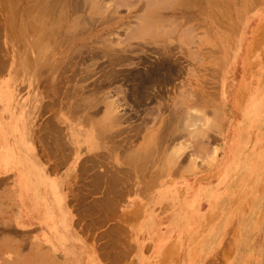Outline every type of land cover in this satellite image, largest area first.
I'll use <instances>...</instances> for the list:
<instances>
[{
    "label": "rangeland",
    "instance_id": "1",
    "mask_svg": "<svg viewBox=\"0 0 264 264\" xmlns=\"http://www.w3.org/2000/svg\"><path fill=\"white\" fill-rule=\"evenodd\" d=\"M145 1L129 6V0H0V60L8 63L10 49L26 51L47 111L55 95L74 106L85 103L93 118H104L98 124H117L107 129L110 140L133 150L123 152L124 160L131 154L138 165L131 180L138 176L150 194L162 185L178 188L174 211L171 203L154 201L148 216L156 219L157 243L167 236L158 250L154 232L133 230L127 212L122 229L110 225L87 233L100 264H264V0H213V9L208 0ZM144 3L159 8L150 15L156 18L149 27L153 37L130 39L150 18ZM15 118L0 122V150L9 144L6 127L26 126L19 122L24 117ZM203 118L215 124L208 123L209 129ZM200 195L208 199L192 210L189 203ZM12 210L0 199V264H52L14 231ZM139 218L141 223L146 217ZM111 250L118 255L112 257Z\"/></svg>",
    "mask_w": 264,
    "mask_h": 264
},
{
    "label": "crops",
    "instance_id": "2",
    "mask_svg": "<svg viewBox=\"0 0 264 264\" xmlns=\"http://www.w3.org/2000/svg\"><path fill=\"white\" fill-rule=\"evenodd\" d=\"M11 35V31L6 32L8 39ZM8 55V63L0 60V120L14 121L8 119L12 115L24 117L26 122L22 132L5 128L9 145L0 150L4 155L0 199L12 205V227L31 241L36 254H44L52 264H100L87 233L106 231L110 225L122 229L124 212L133 214L132 229L138 231L140 215L148 217L154 209V194L147 192L145 183L140 187L138 176L136 181L128 177L132 171L138 174V165L131 162V154L124 160L123 152H133L129 145L124 149L122 143L109 139L107 129L117 127L116 123L98 124L104 118H93L84 102L74 106L60 102L65 97L58 95L47 111L44 90L28 53L10 49ZM3 95L7 100H2ZM20 134L27 145L17 144ZM13 150L23 156L31 153L26 156L29 178L21 163L9 161ZM124 166L129 169L124 170ZM128 202L130 209L125 210Z\"/></svg>",
    "mask_w": 264,
    "mask_h": 264
},
{
    "label": "bare ground",
    "instance_id": "3",
    "mask_svg": "<svg viewBox=\"0 0 264 264\" xmlns=\"http://www.w3.org/2000/svg\"><path fill=\"white\" fill-rule=\"evenodd\" d=\"M93 1V0H92ZM104 1V0H103ZM106 1H108V0H106ZM118 2L120 1V0H117ZM122 1H125V0H121V3H122ZM127 1V0H126ZM137 1V3H138V1L139 0H136ZM136 1L135 0H133L131 3L132 4H134V3H136ZM146 1H148V0H146ZM145 1V2H146ZM155 1V3H156V0H154ZM153 1V2H154ZM158 1V0H157ZM161 1H163V0H161ZM171 1V0H170ZM174 1V0H173ZM191 1H194V0H191ZM216 1V0H215ZM117 2V3H118ZM134 2V3H133ZM149 2V1H148ZM148 2H147V4H148ZM158 2H160V0L158 1ZM168 2V1H167ZM175 2V1H174ZM172 3V4H175V3ZM107 3V2H106ZM111 3V2H110ZM120 3V2H119ZM118 3V4H119ZM130 0H129V2H128V4H129V6H131L130 4ZM150 3V2H149ZM164 3H165V1H164ZM163 3V4H164ZM208 3L210 4L209 6L213 9V6H215V4H214V1L213 0H208ZM40 4V3H39ZM65 4V3H64ZM78 4H79V2H78ZM146 4V5H147ZM166 4V3H165ZM76 5H77V3H76ZM117 4H115V6H116ZM119 5H122V4H119ZM144 5H145V3H144ZM145 5V6H146ZM152 4H150V5H148V7L149 6H151ZM154 5V4H153ZM152 5V6H153ZM160 5H161V3H160ZM218 5V4H217ZM50 6V5H49ZM65 6V5H64ZM109 6H110V4H109ZM113 6V5H112ZM123 6V5H122ZM124 6H125V4H124ZM142 6V5H141ZM140 6V7H141ZM150 7V8H148L147 6V9L148 10H150L151 11V13H149V16L151 15H155V12L154 11H156L157 9H159L158 7L156 8V6L154 5L153 7ZM158 6H159V4H158ZM167 6V4L164 6V8H167L166 7ZM168 6H169V3H168ZM133 7V6H132ZM131 7V8H132ZM160 7V6H159ZM162 7H163V5H162ZM217 7V6H216ZM218 7H220L219 5H218ZM115 8V7H114ZM169 8V7H168ZM49 9V8H48ZM47 9V10H48ZM112 8L110 7V10H111ZM116 9H118V8H116ZM162 9V8H161ZM170 9V8H169ZM171 9H172V7H171ZM139 10H141V9H139ZM146 10V9H145ZM42 11H44V10H42ZM73 11V10H72ZM147 11V10H146ZM215 11V10H214ZM46 13H48V12H46ZM210 13V12H209ZM216 13V12H215ZM109 14V13H108ZM202 14V13H201ZM140 15H142V14H140ZM158 15V14H157ZM216 15V14H215ZM135 16H137V15H135ZM139 16V15H138ZM142 16H144V15H142ZM149 16H147V18L149 17ZM151 16H150V18H149V20L148 21H145L146 22V25H144L143 24V26L141 27V28H138L139 29V31H137V30H135L134 32H132V34L131 35H127V36H129V38L131 39L132 37L134 38V39H144L145 37H151L152 35H151V31H150V29H149V27L151 26V25H154L155 23H154V21L156 20V18L152 21L151 19ZM214 16V15H213ZM228 16V15H227ZM157 18H158V16H156ZM137 18V17H136ZM141 18V17H140ZM139 18V19H140ZM144 18V17H143ZM147 18H145L146 20H147ZM195 18V17H194ZM213 18V17H212ZM40 19V18H39ZM38 19V20H39ZM171 20V19H170ZM177 20V19H176ZM11 21V20H10ZM36 21V20H35ZM143 21V20H142ZM175 21V20H174ZM136 22H137V20H136ZM158 22H159V19H158ZM166 22V21H165ZM171 22V21H170ZM172 22H173V20H172ZM138 23V22H137ZM151 23H154V24H151ZM160 23V22H159ZM175 23V22H174ZM139 24V23H138ZM11 25V24H10ZM141 25V24H140ZM139 25V26H140ZM168 26H170V25H168ZM178 26V25H177ZM36 27H38V26H36ZM159 28L158 29H160L161 28V26H158ZM39 28V27H38ZM154 26H152V30L154 31ZM169 28V27H168ZM174 28H175V26H174ZM177 28V27H176ZM190 28V27H189ZM188 28V29H189ZM195 29V27L192 29V32H193V30ZM134 30V29H133ZM132 30V31H133ZM162 29H160V31H161ZM170 30V29H169ZM168 30V31H169ZM190 30V29H189ZM188 30V31H189ZM137 31V32H136ZM153 31H152V33H153ZM155 31H156V28H155ZM155 31H154V33H155ZM159 31V32H160ZM167 31V30H166ZM167 31V32H168ZM171 31H173V29L171 30ZM175 31V30H174ZM187 31V30H186ZM185 31V32H186ZM136 32V33H135ZM163 31H161V33H162ZM167 32L165 33V34H167ZM153 33V34H154ZM170 33V32H169ZM187 33V32H186ZM156 34V33H155ZM159 34V33H158ZM171 34V33H170ZM189 34V33H188ZM160 35V34H159ZM131 36V37H130ZM165 36V35H164ZM171 36V35H170ZM180 36V35H179ZM184 36H185V34H184ZM187 36V35H186ZM189 36V35H188ZM187 36V38H189ZM192 36H194V35H192ZM191 36V37H192ZM153 37V36H152ZM152 37H151V39H152ZM172 37V36H171ZM170 37V38H171ZM190 37V38H191ZM156 38V37H155ZM169 38V37H168ZM194 38V37H193ZM262 38H263V36H262ZM126 39H128V38H126ZM184 39H185V37L183 38V41H184ZM179 40V39H178ZM177 40V42H178V45H179V41ZM190 40V39H189ZM192 40V39H191ZM148 41V40H147ZM173 41V40H172ZM171 41V42H172ZM187 41V40H186ZM123 42V41H122ZM141 42V41H140ZM144 42V41H143ZM142 42V43H143ZM149 42H151V41H149ZM153 42V41H152ZM155 42V41H154ZM170 42V43H171ZM174 42V41H173ZM120 43V42H119ZM137 43V42H136ZM169 43V42H168ZM175 43V42H174ZM185 43V42H184ZM184 43H182L183 45H184ZM131 44H133V43H131ZM137 44H139V43H137ZM141 44V43H140ZM139 44V45H140ZM157 44V43H156ZM155 44V45H156ZM147 45V44H146ZM160 45V44H159ZM132 46V45H131ZM130 46V47H131ZM133 46H135V44L133 45ZM170 46V45H169ZM177 46V45H176ZM175 46V47H176ZM129 47V48H130ZM136 47V46H135ZM154 47V46H153ZM152 47V48H153ZM159 46H157V48H158ZM173 47H174V45H173ZM179 47V46H178ZM185 47V46H184ZM128 48V49H129ZM137 48V47H136ZM168 48V47H167ZM166 48V49H167ZM171 48V47H170ZM180 49V48H179ZM37 51H39L38 49H36ZM125 50V49H124ZM158 50H160V48L158 49ZM172 50H174V49H172ZM161 51V50H160ZM169 51V50H168ZM177 51H178V49H177ZM179 51H181V50H179ZM184 51H185V48H184ZM42 52L43 51H39V54H42ZM194 52V51H193ZM179 53V52H178ZM192 53V52H191ZM195 53V52H194ZM116 54V53H115ZM173 54V53H172ZM175 55V54H174ZM188 55H190V53L188 54ZM196 55V54H195ZM170 56V55H169ZM192 56H193V54H192ZM159 57V56H158ZM190 57V56H189ZM194 57V56H193ZM259 57H261V56H259ZM31 58V57H30ZM169 58V57H168ZM177 58H178V56H177ZM176 58V59H177ZM119 59V58H118ZM181 59H182V57H181ZM191 59V58H190ZM117 60V59H116ZM169 60V59H168ZM193 60V59H192ZM169 64V63H168ZM178 64V63H177ZM167 65V64H166ZM166 67V66H165ZM164 67V68H165ZM178 67V66H177ZM158 68V67H157ZM168 68V67H167ZM166 68V69H167ZM249 69V68H248ZM169 70V69H168ZM170 70H172V69H170ZM186 70V69H185ZM251 70V69H250ZM159 71V70H158ZM173 71H175V70H173ZM183 71V70H182ZM156 73H158L157 72V70H156V72L154 73V74H156ZM163 73V72H162ZM162 73H158L159 75H162ZM176 74V73H175ZM149 75V74H148ZM153 75V74H152ZM167 75V74H166ZM170 75H171V73H170ZM135 76V75H134ZM164 77V76H163ZM166 77V76H165ZM167 77H168V75H167ZM166 77V78H167ZM169 77H171V76H169ZM151 78V77H150ZM149 78V79H150ZM135 79V78H134ZM141 79V78H140ZM164 79V78H163ZM162 79V80H163ZM170 79V78H169ZM153 80V79H152ZM158 82V81H157ZM168 82V81H167ZM162 83V82H161ZM182 83V82H181ZM180 83V84H181ZM140 84V83H139ZM165 84V83H164ZM169 84V83H168ZM140 85H142V84H140ZM145 85V84H144ZM147 85V84H146ZM176 86V85H175ZM147 87V86H146ZM166 87H167V85H166ZM184 87V86H183ZM183 87H181L182 89H183ZM158 88V87H157ZM164 88V87H163ZM150 89V88H149ZM152 89V88H151ZM181 89V90H182ZM159 90V89H158ZM136 91V90H135ZM184 91V90H183ZM146 92V91H145ZM160 92H161V90H160ZM181 92V91H180ZM140 93V92H139ZM163 93H164V91H163ZM182 93V92H181ZM184 93V92H183ZM136 94V93H135ZM129 95H130V93H129ZM126 96V95H125ZM3 97V101L4 100H7V98L5 97V95H3L2 96ZM130 97H131V95H130ZM138 97V96H137ZM170 97V96H169ZM175 97V96H174ZM238 97V96H237ZM244 97V96H243ZM111 98V97H110ZM142 98V97H141ZM152 98V97H151ZM157 98V97H156ZM178 98H179V96H178ZM112 99H114V98H112ZM169 99V98H168ZM174 99H177V98H174ZM181 99V98H180ZM164 100V99H163ZM132 101V100H131ZM142 101V100H141ZM162 101V100H161ZM160 101V102H161ZM177 101H179V100H177ZM143 102V101H142ZM157 103V102H156ZM162 103V102H161ZM178 103V102H177ZM177 103H176V105H177ZM180 104H181V102H179ZM183 103H184V101H183ZM187 103V102H186ZM152 104V103H151ZM159 105V104H158ZM175 105V104H174ZM116 106V105H115ZM137 106V105H136ZM146 106V105H145ZM180 106V105H179ZM197 106V105H196ZM139 107V106H138ZM137 107V108H138ZM160 107V106H159ZM178 107V106H177ZM183 107V106H182ZM160 108H162V107H160ZM166 108V107H165ZM173 109H176V108H173ZM179 109V108H178ZM177 109V110H178ZM184 109V108H183ZM172 110V109H171ZM164 111V110H163ZM166 111V110H165ZM174 111H176V110H174ZM187 111V110H186ZM197 111H198V113H200V111L201 110H197V109H194V112H195V114L197 113ZM150 112V111H149ZM151 112H152V110H151ZM155 112L157 113V111L155 110ZM182 112V111H181ZM205 112V111H204ZM207 112V111H206ZM198 113H197V115H198ZM152 114L154 115V113L152 112ZM158 114V113H157ZM173 114V113H172ZM192 114V113H191ZM202 114V113H201ZM206 114V113H205ZM150 115V114H149ZM176 115V114H175ZM200 115V114H199ZM203 115V114H202ZM216 115V114H215ZM159 116V115H158ZM170 116H171V114H170ZM170 116H169V118H170ZM173 116H174V114H173ZM177 116V115H176ZM174 117V118H177V117ZM192 117V119H193V117L195 118V116H193V115H191ZM201 116V115H200ZM18 117V116H17ZM186 117H188V115L186 116ZM186 117L184 118V119H186ZM202 117V116H201ZM205 117V116H204ZM215 117V116H214ZM120 118V117H119ZM197 118V117H196ZM215 118H217V117H215ZM9 120H14L15 119V117L13 118V116L12 115H10L9 116V118H8ZM144 119V118H143ZM154 119V118H153ZM180 119H181V117H180ZM205 119H206V117H205ZM204 118H203V121L205 120ZM209 119V118H208ZM212 119V118H211ZM211 119H209V120H207L208 122H206V120H205V124H206V127L208 126H210V125H213V124H215V122L213 123V121H210ZM147 120V119H146ZM156 120H157V118H156ZM165 121L167 120V118L166 119H164ZM189 120H190V114H189ZM197 120V119H196ZM219 120V119H218ZM2 120H0V122H1ZM198 121V120H197ZM2 122H7V121H2ZM19 122L20 123H22V124H24L23 122H25V118L24 119H19ZM147 122H148V120H147ZM150 122V121H149ZM170 122V121H169ZM173 122H174V120L173 121H171L170 122V124L172 123V126H173ZM176 122V121H175ZM210 122H211V124H210ZM252 122V121H251ZM142 123V122H141ZM162 123H163V121H162ZM165 123V122H164ZM163 123V124H164ZM190 124H191V122H189ZM208 123L210 124V125H208ZM213 123V124H212ZM253 123V125L255 126L256 125V122H255V120L252 122ZM166 124V123H165ZM167 124H168V122H167ZM166 124V125H167ZM219 124V123H218ZM136 125V124H135ZM165 125V126H166ZM252 125V127H254ZM186 126V125H185ZM187 126H189V124L187 125ZM143 127V126H142ZM213 127V126H212ZM166 128V127H165ZM185 128V127H184ZM214 128V127H213ZM13 129H15V130H22V128H21V126L20 125H15V126H13ZM141 129V128H140ZM162 129H164L163 127H162ZM209 129H210V127H209ZM212 129V128H211ZM51 130V129H50ZM124 130V129H123ZM126 130V129H125ZM173 130V129H172ZM186 131H187V129H186ZM189 132H190V130H188ZM187 131V133L189 134V132ZM214 131V130H213ZM212 131V132H213ZM0 132H1V129H0ZM20 132H22V131H20ZM171 132V131H170ZM182 132H183V129H182ZM184 132H185V130H184ZM52 133V132H51ZM196 133V132H195ZM195 133H192V134H195ZM202 133V132H201ZM164 134V133H163ZM177 134V133H176ZM181 134H183V133H181ZM198 134V133H197ZM58 134H56V135H53L54 137L55 136H57ZM167 135H168V133H167ZM199 135V134H198ZM201 135V134H200ZM60 136V135H59ZM170 136V135H169ZM173 136H174V134H173ZM181 136V135H180ZM183 137H184V135H182ZM181 136V137H182ZM195 136V135H194ZM175 137V136H174ZM174 137H173V139H174ZM176 137H177V135H176ZM181 137H179V138H181ZM212 137V136H211ZM132 138V137H131ZM130 138V139H131ZM186 139H187V136L185 137ZM184 138V139H185ZM195 138V137H194ZM55 139H58L59 140V138H55ZM163 138H161V140H162ZM165 139V138H164ZM172 139V140H173ZM175 139H177V138H175ZM193 139V138H192ZM0 140H2V139H0ZM188 140V139H187ZM190 140V139H189ZM59 141H61V140H59ZM176 142H177V140H175ZM183 141V140H182ZM182 141H181V143H182ZM192 141V140H191ZM172 143L174 142V141H171ZM18 143H22V146L23 145H27L28 143H27V140L25 139V137H24V135L23 134H20V135H18V137H17V144ZM58 143V142H57ZM180 143V142H179ZM128 144V143H127ZM161 144V143H160ZM8 145L9 144H5L4 146L5 147H8ZM169 145H171V144H169ZM174 145V144H173ZM179 145V144H178ZM186 145V144H185ZM4 146L2 147V149H4ZM21 146V147H22ZM61 146V145H60ZM135 146V145H134ZM133 146V147H134ZM172 146V145H171ZM126 147V146H125ZM180 148H181V146H179ZM43 148H44V146H43ZM131 148V147H130ZM1 149V150H2ZM120 149V148H119ZM14 151V150H13ZM168 151V150H167ZM125 152H127V151H125ZM148 152V151H147ZM20 153V152H19ZM19 153H17L16 151H14L10 156L11 157H9V161L11 160V161H13V160H15V162L17 161V162H19V163H21L22 164V171L24 172V173H26L27 174V177L29 178V175H28V165H29V159L27 158V157H29V155L31 154L29 151H27V154L25 153L24 155L25 156H23V155H19ZM42 153H43V151H42ZM45 153V152H44ZM121 153V152H120ZM106 154V153H105ZM145 154V153H144ZM177 154V153H176ZM124 155V154H123ZM132 155H133V153H132ZM27 156V157H26ZM43 157H44V155H42ZM45 156H46V154H45ZM3 157H4V155H2L1 156V160L0 161H3ZM122 157V156H121ZM133 156H131V158H132ZM65 158V157H64ZM130 158V159H131ZM121 159V158H120ZM25 160H27L26 162H24ZM132 160V159H131ZM64 161V160H63ZM96 163H97V160H96ZM99 163V162H98ZM135 163V162H134ZM3 165H5V163H3ZM193 168V167H192ZM117 170V169H116ZM123 170V169H122ZM122 170H120V171H122ZM119 171V170H118ZM229 172V171H228ZM113 173V172H112ZM110 174V173H109ZM108 174V175H109ZM114 174V173H113ZM124 174V173H123ZM106 175V174H105ZM111 176H113V175H111ZM115 176V175H114ZM128 176V175H127ZM98 177V176H97ZM128 177H131V176H128ZM108 178V177H107ZM95 180V179H94ZM87 183V182H86ZM93 185V184H92ZM154 186V185H153ZM95 187V186H94ZM162 187H165L166 189H162ZM97 188V187H96ZM95 188V189H96ZM107 188V187H106ZM117 188V187H116ZM128 188V187H127ZM82 190V189H81ZM97 190H99V188L97 189ZM127 190V189H126ZM180 190V189H179ZM125 191V190H124ZM107 192V191H106ZM111 192V191H110ZM114 192V191H113ZM116 192H117V190H116ZM127 192V191H126ZM157 192H159V193H157ZM119 193H122V192H119ZM178 194H180L179 193V191H178V188H174V186L172 187V186H170V184H167V185H162L161 186V190L160 191H158V189L154 192V195H153V200L155 201V202H168V203H171L172 204V208H171V210H173L174 211V209L176 208V205H178V200H179V197H178ZM115 195H117V194H114V196ZM123 195V194H122ZM127 195V194H126ZM125 195V196H126ZM109 197H110V195H109ZM119 197V196H118ZM118 199V198H117ZM201 199H208V197L206 198V195H200V196H198V197H196L194 200H192L190 203H189V207L192 209V210H196V208H198V206L196 205L197 204V202L199 201V200H201ZM119 200H121V199H119ZM108 201V200H107ZM117 201V200H116ZM104 202H105V200H104ZM109 202H110V200H109ZM101 203V202H100ZM212 202H210V204H211ZM101 204H103V203H101ZM113 204H115V201H114V203ZM104 205H106V202H105V204ZM116 205V204H115ZM100 206V205H99ZM103 206V205H102ZM166 206V205H165ZM94 207V206H93ZM92 207V208H93ZM97 207V206H96ZM141 207V206H140ZM87 208V207H86ZM91 208V207H90ZM106 208H107V206H106ZM111 208V207H110ZM114 208H115V206H114ZM164 208V207H163ZM167 208H169V207H167ZM95 209V208H94ZM101 209V208H100ZM113 209V208H112ZM143 209V208H142ZM90 210H92V209H90ZM98 210V209H97ZM103 210H104V208H103ZM87 211V210H86ZM107 211H108V209H107ZM93 212V211H92ZM95 212V211H94ZM110 212V211H109ZM114 212V211H113ZM118 212V211H117ZM140 211L138 210V213H139ZM166 212V211H165ZM97 213V211L95 212V214ZM112 213V212H111ZM115 213V215L117 214L116 212H114ZM95 214H93V215H95ZM113 214V213H112ZM135 215H136V218H138L139 217V214H137V213H134ZM184 214H185V212H183V216H184ZM100 215V214H99ZM122 215V214H121ZM124 215V214H123ZM128 215V214H127ZM126 215V216H127ZM132 216H133V214H131ZM134 215V216H135ZM137 215H138V217H137ZM131 216V217H132ZM130 217V216H129ZM129 217H127V220H128V222H129V219H131V217L129 218ZM146 218H144L142 221H141V223L139 224L140 226H138V231H143V230H145V229H147V231L149 232V231H153L154 232V237H155V244H154V248L155 249H159L160 248V246H162V244H163V242L165 241V239L167 238V236L166 235H164L163 236V238H162V241H161V243H157V240H158V236H159V233L155 230V227H156V224H155V226H154V221H156V219H155V217L154 216H151V217H147V216H145ZM129 218V219H128ZM113 219V218H112ZM133 220L135 219V218H132ZM131 221V220H130ZM136 221V220H135ZM123 222V221H122ZM92 223V222H91ZM95 224V223H94ZM97 224V223H96ZM116 226V225H115ZM107 231V230H106ZM128 231V230H127ZM104 232V231H103ZM126 232V231H125ZM128 233H129V231H128ZM122 235L124 234V235H126V237H128L129 235L128 234H125V233H121ZM149 234H151V232H149ZM112 235V234H111ZM128 235V236H127ZM116 236V235H115ZM121 236V235H120ZM103 237V236H102ZM109 237V236H108ZM107 237V238H108ZM130 237V236H129ZM106 238V237H105ZM104 238V239H105ZM124 238V237H123ZM126 239H129V238H126ZM110 240V239H109ZM122 240V239H121ZM175 240V239H174ZM107 241H108V239H107ZM120 241V240H119ZM106 242V241H105ZM152 243V242H151ZM106 244V243H105ZM121 244V243H120ZM123 245H124V243H122ZM121 244V245H122ZM113 245V244H112ZM133 245V244H132ZM152 245V244H151ZM167 245V244H166ZM174 245V244H173ZM32 247H33V245H32ZM109 247L111 248L112 246H111V244L109 245ZM133 247V246H132ZM167 247V246H166ZM177 247V246H176ZM39 248H41L42 249V247H40L39 246ZM113 248H114V246H113ZM129 248V247H128ZM135 248V247H134ZM151 248V247H150ZM132 248H130V250H131ZM38 250V249H37ZM129 250V249H128ZM134 250V249H133ZM44 251V250H43ZM42 251V252H43ZM46 251V250H45ZM44 251V252H45ZM112 251V257L114 256V254L115 253H113V250H111ZM127 251V250H126ZM11 252V251H10ZM14 252V251H13ZM3 253V252H2ZM38 253V252H37ZM47 253V252H46ZM109 253V252H108ZM41 254V253H40ZM51 254V253H50ZM49 254V255H50ZM111 254V253H110ZM109 254V255H110ZM129 254H130V252H129ZM166 254V253H165ZM116 255H118V254H115V257H116ZM126 255V254H125ZM35 256H37V255H35ZM101 256H102V254H101ZM105 256H106V254H105ZM163 256V255H162ZM34 257V256H33ZM107 257H109L108 255H107ZM111 257V261H112V258ZM114 257V258H115ZM129 257V256H128ZM164 257V256H163ZM106 258V257H105ZM110 258V257H109ZM127 258V257H126ZM40 259V258H39ZM44 259V258H43ZM42 259V260H43ZM104 259V258H103ZM37 260V259H36ZM105 260V259H104ZM114 260V259H113ZM108 261V260H107ZM115 261H119L118 259L117 260H115ZM135 261V260H134ZM37 262V261H36ZM40 262H41V260H40ZM104 262H106V261H104ZM42 263V262H41ZM133 263V262H132ZM36 264V263H35ZM47 264V263H46Z\"/></svg>",
    "mask_w": 264,
    "mask_h": 264
}]
</instances>
